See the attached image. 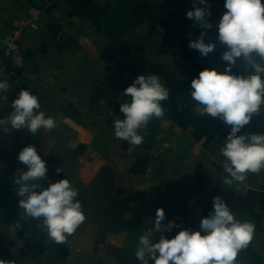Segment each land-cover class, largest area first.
I'll return each mask as SVG.
<instances>
[{
  "label": "crops",
  "instance_id": "0c3cea01",
  "mask_svg": "<svg viewBox=\"0 0 264 264\" xmlns=\"http://www.w3.org/2000/svg\"><path fill=\"white\" fill-rule=\"evenodd\" d=\"M264 3V0H262ZM213 22L206 57L188 47L201 32L185 13L193 0H0V32L21 31L22 74L0 99V117L22 88L38 95L57 127L32 134L0 132V260L5 264H139V236L152 227L155 211L175 227L197 230L212 211V197L225 199L236 218L255 223L253 240L240 264H264V169L242 183L225 185L223 144L230 125L199 114L189 82L203 68L222 71L214 21L226 11L209 0ZM239 64V61H238ZM234 72H242L239 67ZM140 74H157L169 89L164 116L152 118L140 145L118 140L113 121L123 118V89ZM264 132V106L241 133ZM240 134V133H238ZM35 145L46 161L47 187L66 177L78 189L85 221L64 243L52 242L40 219L21 220L15 177L26 170L17 160ZM60 169V171H57ZM20 220L21 227H10ZM203 234V233H202ZM149 264H153L149 259Z\"/></svg>",
  "mask_w": 264,
  "mask_h": 264
},
{
  "label": "clouds",
  "instance_id": "9594fccd",
  "mask_svg": "<svg viewBox=\"0 0 264 264\" xmlns=\"http://www.w3.org/2000/svg\"><path fill=\"white\" fill-rule=\"evenodd\" d=\"M208 4L209 0H193V7L185 13L202 29L195 40L188 41V47L198 50L201 57L216 49V42L205 40V30L213 27V22L207 19L211 15ZM223 6L226 11L214 24L216 41L225 46L220 59L227 63L222 71L215 67L199 70L190 80L189 90L199 105L200 115L218 117L230 125L218 150L224 158L223 183L233 185L244 182L249 172L264 169V132L241 133L264 106V3L223 0ZM234 67L243 71L234 72ZM9 88V81L0 79V99H7ZM123 93L127 99L119 105L123 118L117 116L113 121L114 136L140 145L148 122L164 116L161 102L168 99L169 89L159 75L140 74ZM11 108L6 117H0V132H7L8 125L32 134L57 127L55 118L42 110L38 95L28 88H22L12 99ZM17 160L26 165V170L18 169L13 181L18 186L21 220L40 219L48 238L56 244L64 243L86 219L78 189L64 176L55 182L49 180L47 187L40 183L47 177L48 168L35 145L24 146ZM164 220V209L158 207L152 227L139 236L135 252L139 264H149V259L153 264H240L238 254L253 240L256 227L250 220L236 218L219 195L212 197V211L200 218L197 230L181 228L171 238L161 233L154 241L155 232L162 226L166 231L176 226L174 221L162 225ZM21 226L18 220L10 227L15 231ZM0 264L5 262L0 260Z\"/></svg>",
  "mask_w": 264,
  "mask_h": 264
},
{
  "label": "built area",
  "instance_id": "2783aa9c",
  "mask_svg": "<svg viewBox=\"0 0 264 264\" xmlns=\"http://www.w3.org/2000/svg\"><path fill=\"white\" fill-rule=\"evenodd\" d=\"M20 36L18 29L0 32V79H7L10 85L17 83L24 67Z\"/></svg>",
  "mask_w": 264,
  "mask_h": 264
}]
</instances>
